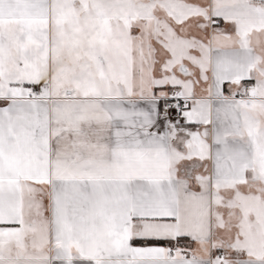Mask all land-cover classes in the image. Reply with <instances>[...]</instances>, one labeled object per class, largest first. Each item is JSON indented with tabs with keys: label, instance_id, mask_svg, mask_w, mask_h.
<instances>
[{
	"label": "snow or ice",
	"instance_id": "6c2138e0",
	"mask_svg": "<svg viewBox=\"0 0 264 264\" xmlns=\"http://www.w3.org/2000/svg\"><path fill=\"white\" fill-rule=\"evenodd\" d=\"M0 264H264V0H0Z\"/></svg>",
	"mask_w": 264,
	"mask_h": 264
}]
</instances>
